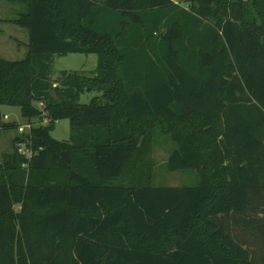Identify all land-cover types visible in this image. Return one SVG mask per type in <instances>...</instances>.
Masks as SVG:
<instances>
[{
	"label": "trees",
	"instance_id": "obj_1",
	"mask_svg": "<svg viewBox=\"0 0 264 264\" xmlns=\"http://www.w3.org/2000/svg\"><path fill=\"white\" fill-rule=\"evenodd\" d=\"M9 1L28 53L0 57V107L49 123L32 159L20 136L0 154V264H264L224 223L264 237V0ZM68 54H96L94 75L53 80ZM158 124L197 185L151 184Z\"/></svg>",
	"mask_w": 264,
	"mask_h": 264
},
{
	"label": "rangeland",
	"instance_id": "obj_2",
	"mask_svg": "<svg viewBox=\"0 0 264 264\" xmlns=\"http://www.w3.org/2000/svg\"><path fill=\"white\" fill-rule=\"evenodd\" d=\"M25 7L9 0H0V57L8 61H21L26 58L28 53V33L27 30L11 23L18 18ZM98 56L96 54H68L66 56H54L51 60L53 71L52 78L57 80L63 72L80 73L93 76L97 69ZM98 92H85L80 97L81 104H89ZM2 115H8L9 122L22 124L27 122L21 109L18 107H0ZM3 123H9L2 121ZM151 154L148 158L153 163L152 185L155 187H184L198 184L197 171L183 170L172 172L167 167V161L171 152L175 149V143L167 137L156 125L153 130ZM57 141H68L71 137V125L69 119L56 122L55 130L51 133ZM19 137L18 131L0 130V154L13 153V141ZM3 161L0 157V162ZM228 230L232 231L233 236L239 241L246 240L251 244V255L253 258H261L264 254V237L251 232L245 224L237 218L224 220Z\"/></svg>",
	"mask_w": 264,
	"mask_h": 264
},
{
	"label": "built area",
	"instance_id": "obj_3",
	"mask_svg": "<svg viewBox=\"0 0 264 264\" xmlns=\"http://www.w3.org/2000/svg\"><path fill=\"white\" fill-rule=\"evenodd\" d=\"M42 106V104H40ZM2 121L9 122L8 115H2ZM49 120L45 118L42 122H25L19 124L17 131L19 136L22 138L16 142L17 150L20 154H22L27 159H32V157L36 154L32 149V130L33 128L40 126H47Z\"/></svg>",
	"mask_w": 264,
	"mask_h": 264
},
{
	"label": "water",
	"instance_id": "obj_4",
	"mask_svg": "<svg viewBox=\"0 0 264 264\" xmlns=\"http://www.w3.org/2000/svg\"><path fill=\"white\" fill-rule=\"evenodd\" d=\"M2 119V114L0 113V120Z\"/></svg>",
	"mask_w": 264,
	"mask_h": 264
}]
</instances>
